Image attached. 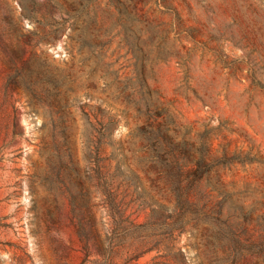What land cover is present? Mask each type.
<instances>
[{"label":"rangeland","instance_id":"1","mask_svg":"<svg viewBox=\"0 0 264 264\" xmlns=\"http://www.w3.org/2000/svg\"><path fill=\"white\" fill-rule=\"evenodd\" d=\"M0 264H264V0H0Z\"/></svg>","mask_w":264,"mask_h":264},{"label":"trees","instance_id":"2","mask_svg":"<svg viewBox=\"0 0 264 264\" xmlns=\"http://www.w3.org/2000/svg\"><path fill=\"white\" fill-rule=\"evenodd\" d=\"M178 191H179V194H180L179 197H180V202H181L184 197L187 198V194H189L191 190L190 189L186 190L185 188H181V186H180Z\"/></svg>","mask_w":264,"mask_h":264}]
</instances>
